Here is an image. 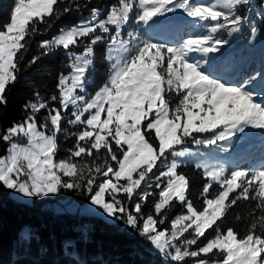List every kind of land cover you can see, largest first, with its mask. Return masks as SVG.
<instances>
[{
  "label": "snow or ice",
  "instance_id": "6c2138e0",
  "mask_svg": "<svg viewBox=\"0 0 264 264\" xmlns=\"http://www.w3.org/2000/svg\"><path fill=\"white\" fill-rule=\"evenodd\" d=\"M91 4L92 0H14L0 12V117L8 92L26 67L62 50L67 69L58 71L52 95L45 99L34 90L22 106L23 118L0 124L5 146L0 188L37 199L62 190L86 193L99 215L135 232L159 255L160 264H184L189 258L192 264H264V161L250 170L195 162L206 181L198 208L188 198L190 179L178 170L177 158L192 154L187 148L176 150L191 138L192 143L208 146L223 141L220 148L226 152L247 130L264 133V103L255 102L252 91L255 77L237 74L233 83L232 71L221 68L220 62L211 63L209 55L229 43L214 37L219 30L231 36L248 26L255 37L258 29L252 20L259 16L264 21V0ZM82 10L88 11L86 18L36 41L41 51L28 58L35 37L53 29L64 15ZM178 10L207 34H191L168 45L144 38L134 28L125 38L129 23L143 25L145 33L155 31L165 25L167 14ZM98 46L108 72L89 94ZM193 53L204 59H194ZM260 87L264 90V72ZM65 120L78 130L63 127ZM61 132L65 139H75L67 158L56 160ZM203 133L212 135H194ZM19 137L26 143H19ZM153 197L152 212L145 214ZM241 200L254 202L244 217L243 235L223 227L229 210ZM176 204L180 210L170 219ZM169 219L170 229L161 228ZM23 238L30 240L31 234Z\"/></svg>",
  "mask_w": 264,
  "mask_h": 264
},
{
  "label": "trees",
  "instance_id": "16d2710c",
  "mask_svg": "<svg viewBox=\"0 0 264 264\" xmlns=\"http://www.w3.org/2000/svg\"><path fill=\"white\" fill-rule=\"evenodd\" d=\"M13 2L14 0H0V12L7 11ZM106 2H112V0H92L90 7ZM88 14L87 10H82L64 15L56 22L53 29L35 37L28 58L41 51L37 48L36 41L50 39L61 27L75 24ZM128 26L133 27L134 23H129ZM242 34V39L238 42L239 46L235 45L238 38H230V46L226 48V53L233 57L227 66L233 73L231 82L235 83L237 74H252L255 77L252 91L254 94L258 90L263 93L262 99L256 98V100L264 103V90L260 87L261 73L264 72V48L259 52L245 54L242 60H237L234 51L243 46L248 37V31L244 30ZM101 56L102 50L98 46L96 64L91 78L93 82L88 88L89 94L93 93L107 76L108 64L101 59ZM64 63L62 50H58L55 54L42 56L36 65L26 67L20 80L8 92V105L0 117V124L8 126L12 121L21 120L25 114L22 106L33 98L34 90L40 91L45 99L52 95L56 75L59 70L64 69ZM64 70L67 71V69ZM53 106H55L54 103ZM66 120L63 127L68 128L70 132L78 130L76 127L68 126ZM74 139V137L65 139L63 132L59 134L60 150L55 157L56 160L67 158L69 155L67 149L73 145ZM18 140L25 141L23 137H19ZM261 140L264 144V139ZM4 147L3 142H0V155L4 154ZM245 156L248 158H244ZM74 159L80 160V158ZM85 159L90 160V158ZM262 161H264V146H258L239 155L234 165L247 169L259 167ZM178 170L190 179L188 198L201 208L202 200L199 199V193L206 182L201 169H196L192 164H180ZM217 187L215 186L213 191ZM155 198L157 197L150 198L146 204L145 214L152 212L151 205ZM58 199L63 200L57 203L61 208L67 202H73L77 205V209L54 210L52 203L57 202ZM87 201L86 193L62 190L56 195L40 199L29 198L27 202H24L13 198L9 190L0 188V264H73V261L76 264H160L159 255L151 251L150 246L132 230L116 221L109 222L100 216L78 213V207H82ZM253 204L254 202L238 201L223 220V227H232L243 235L246 228L244 217ZM179 210L180 206L176 204L173 211L169 213L170 219L174 218ZM237 215L241 216L240 220L236 219ZM170 219L160 227L169 228ZM24 233H30L31 239L26 241L23 238ZM187 235L186 233L185 236ZM208 235H211V232ZM203 240L204 238H201V242ZM191 262L189 258L184 264H191Z\"/></svg>",
  "mask_w": 264,
  "mask_h": 264
},
{
  "label": "rangeland",
  "instance_id": "374dc122",
  "mask_svg": "<svg viewBox=\"0 0 264 264\" xmlns=\"http://www.w3.org/2000/svg\"><path fill=\"white\" fill-rule=\"evenodd\" d=\"M192 3H210L213 2V0H191ZM89 15V14H88ZM87 15V16H88ZM86 16V17H87ZM85 17V18H86ZM163 19V18H161ZM211 23V22H209ZM252 23L255 24L258 31L255 37H253L250 33V30L248 26H245L244 30L248 31V37L243 43V46L241 45L234 51V55L236 56L237 60H242V57L245 54L249 53H255L262 51L264 48V21L261 20L259 16H254ZM196 25V26H194ZM135 28L136 31L140 32L144 38H147L150 36L153 39V42L158 43H164L168 45H174L179 42H181L183 39H187L189 35L199 33V34H207V29L204 27H200L198 22L194 21L192 18L187 17L186 14H184L182 11H176L175 13L167 14V21L165 25L158 30L155 31H149L145 33L144 26L141 25L137 27L135 24L133 27H129L128 25L125 28V38H127V32L131 31ZM241 31L239 33H234L231 36L227 34L226 30H219L217 33L214 34V37L223 38L229 41L231 38H238V41L235 45L239 46L238 43L241 41L244 32ZM241 35V36H240ZM230 46V43L225 45L220 53H213L210 55V62L215 64L216 62H220L221 68L227 67L230 62L233 60V57H231L228 53H226V48ZM194 56V59L201 60L204 59L201 57L199 53H193L191 54ZM254 101L257 103H260L256 100V98L262 99L263 93H261L259 90L256 94L253 93ZM264 101V99H263ZM211 133H203L196 136L198 139H205L210 137ZM242 139L234 140L232 144L228 147V150L222 151L220 148V145L224 144L223 141L219 142L217 145H204V144H195L191 142V138L188 139V141L182 145H177L176 150H183L184 148H187L189 152L192 154L191 156H186L184 158H177L181 160V164H192L195 166V162L203 161L208 164H225V166L228 169L235 168L234 165L237 161V158L242 153H245L246 151H251L255 149L258 146H264L261 139H264V133H262L260 130H247L245 134H241ZM25 139V138H24ZM19 143L25 144L26 139L24 142ZM244 158H248V156H245ZM172 159L171 156H169V162ZM244 169V168H241ZM251 168H247L245 170H250ZM202 173L203 170L201 169ZM15 193L10 192V195L13 196ZM20 196V195H19ZM16 197V195H15ZM22 197V196H21ZM63 200L58 199L57 202L52 203L53 209H68L73 210L74 208L77 209V205L73 204V202H67L64 207H60L57 205V203L62 202ZM27 202V201H24ZM79 211L78 213H86L89 215H95L100 216L106 221L112 222L109 219H106L105 217L98 214V212L94 209V206L90 205V203L87 201L85 204L82 205V207H78ZM171 227V225H170ZM169 227V229H170ZM192 264V262H191Z\"/></svg>",
  "mask_w": 264,
  "mask_h": 264
},
{
  "label": "crops",
  "instance_id": "0c3cea01",
  "mask_svg": "<svg viewBox=\"0 0 264 264\" xmlns=\"http://www.w3.org/2000/svg\"><path fill=\"white\" fill-rule=\"evenodd\" d=\"M11 192V191H10ZM15 195H16V197H15ZM15 195L13 194V198H15V199H17V200H19V201H28L29 200V198H24V197H21V196H19V194H16L15 193Z\"/></svg>",
  "mask_w": 264,
  "mask_h": 264
}]
</instances>
